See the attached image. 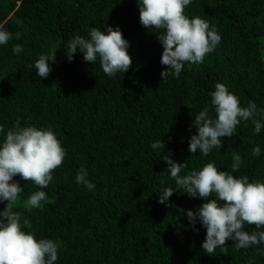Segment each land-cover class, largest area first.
Instances as JSON below:
<instances>
[{"label":"trees","instance_id":"16d2710c","mask_svg":"<svg viewBox=\"0 0 264 264\" xmlns=\"http://www.w3.org/2000/svg\"><path fill=\"white\" fill-rule=\"evenodd\" d=\"M138 7L137 0H0V25L13 37L0 45V144L19 118L21 127H51L66 152L47 188L13 178L23 188L13 211L22 225L24 219L32 225L22 230L59 243L55 264H264V244L236 249L227 240L225 251L204 252L206 230L199 220L194 230L186 212L205 201L178 189L166 201L175 207L158 202L164 188H175L161 159L169 153L187 163L181 175L214 163L237 178L264 182V126L257 134L251 120L208 156L188 150L195 116L207 107L215 117L216 83L241 107L254 102L264 110V0H192L184 14L207 20L221 41L202 64H185L179 77L163 80L167 68L156 38L163 30L144 28ZM117 26L129 43L127 72L109 77L99 58L85 62L79 49L69 61L66 45L75 36ZM17 44L20 54L12 50ZM53 52L52 71L41 79L29 65ZM158 140L164 149H152ZM257 146L260 155L253 156ZM233 152L243 161L234 173ZM81 168L95 185L91 191L76 182ZM35 191L46 199L29 210L23 202ZM6 203L0 201V211ZM244 230L264 227L245 224Z\"/></svg>","mask_w":264,"mask_h":264},{"label":"clouds","instance_id":"9594fccd","mask_svg":"<svg viewBox=\"0 0 264 264\" xmlns=\"http://www.w3.org/2000/svg\"><path fill=\"white\" fill-rule=\"evenodd\" d=\"M137 2L140 24L149 30H163L161 35L156 36L163 47L160 63L167 68L160 73L162 80L170 75L179 77L185 64H202L221 41L215 26L210 28L207 20L199 16L189 19L184 14L185 7L192 0ZM12 38V34L0 25V45H6ZM15 39H20V33L15 34ZM66 47L69 61L77 49L83 53L85 62L93 64L99 58L103 73L109 77L117 72H127L132 65V58L128 54L129 43L123 38L118 26L106 27V31L92 28L88 38L77 35ZM12 50L15 54H20L23 48L17 44ZM55 53L41 54L35 64L29 67H34L41 79L47 78L52 71L49 62L55 61ZM210 96L215 117L209 114L207 107L195 116L193 126L196 134L188 141L190 153L195 154L199 150V153L208 156L213 149H221V138L233 136L241 121L251 120L255 133L261 131L264 126L261 122L264 110L258 109L254 102L241 107L238 97L223 83H216ZM258 116L261 119H257ZM4 131L3 125H0V133ZM151 147L154 150L164 149L165 144L158 140ZM65 155V149L51 127H21L18 118L6 132L0 144V201L7 202L3 211H0V264H55L57 261L58 242L37 239L34 233L22 230L31 228L32 225L27 219L23 220L22 225L21 213L13 211L23 191L13 178L19 176L41 189L47 188L53 179L52 173L62 165ZM171 155L169 153L161 159L167 165L166 171L174 180L175 188H164L158 202L166 207H175L166 201L178 189H183V193L190 199L205 201L197 211L188 210L186 216L193 228L199 220L206 230L202 243L206 254L211 256L217 248L225 251L227 240L235 241L236 249L264 244V231L249 233L244 230L245 224L255 225L257 229L264 227V182H249L247 176L237 178L227 171L218 170L214 163H206L200 170H191L181 175L182 170L187 168V163H177L171 159ZM252 155H260L258 146L252 149ZM232 160L231 168L234 173L243 161L236 152H233ZM87 176V171L81 168L75 179L78 184H83L91 191L95 185L89 182ZM45 199L44 191H35L23 202L24 207L29 210L41 208V202Z\"/></svg>","mask_w":264,"mask_h":264}]
</instances>
